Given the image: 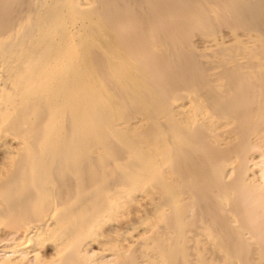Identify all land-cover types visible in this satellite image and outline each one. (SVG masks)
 I'll return each instance as SVG.
<instances>
[{
    "label": "bare ground",
    "instance_id": "bare-ground-1",
    "mask_svg": "<svg viewBox=\"0 0 264 264\" xmlns=\"http://www.w3.org/2000/svg\"><path fill=\"white\" fill-rule=\"evenodd\" d=\"M7 228L0 264H264V0H0Z\"/></svg>",
    "mask_w": 264,
    "mask_h": 264
},
{
    "label": "rangeland",
    "instance_id": "rangeland-1",
    "mask_svg": "<svg viewBox=\"0 0 264 264\" xmlns=\"http://www.w3.org/2000/svg\"><path fill=\"white\" fill-rule=\"evenodd\" d=\"M4 230L5 231H2L0 233V235H3L2 236L3 239H0V250H1L0 251V257L11 254V253L4 251L3 249L6 248L7 246L13 245L14 243H16L18 241L17 235H14V233H12L9 228L4 229ZM29 258L30 259L27 261V264H36L35 260L32 257H29Z\"/></svg>",
    "mask_w": 264,
    "mask_h": 264
}]
</instances>
